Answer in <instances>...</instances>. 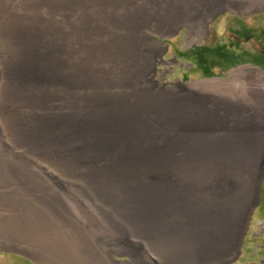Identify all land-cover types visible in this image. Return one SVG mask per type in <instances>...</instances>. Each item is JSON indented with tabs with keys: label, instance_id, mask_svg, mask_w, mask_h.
I'll return each instance as SVG.
<instances>
[{
	"label": "rangeland",
	"instance_id": "obj_1",
	"mask_svg": "<svg viewBox=\"0 0 264 264\" xmlns=\"http://www.w3.org/2000/svg\"><path fill=\"white\" fill-rule=\"evenodd\" d=\"M187 2L175 3L184 10ZM146 3L59 0L57 76L54 87L46 85L50 95L45 101L47 110L55 107L73 124L167 128L166 113L147 119L142 112L148 105L131 104L132 98L113 96L101 87L121 85L164 103L168 95L196 91V86L210 90L206 96L212 101L214 88L232 81L234 76L238 78L231 83L235 88L264 89V6L260 0H213L191 21L167 23L155 17L156 10ZM121 25L126 26L123 45L129 48L136 43L140 56L134 76L126 80L114 76L105 65L103 50L113 48L111 43L91 46L105 32L112 38L117 36ZM129 32L135 34L131 33L133 40ZM3 42L0 37V52L6 47ZM136 100L140 101L138 97ZM220 100L243 101L230 96H222L217 102ZM0 116L4 117L5 112ZM27 120L24 124L30 125ZM260 130L264 141V124ZM230 135L236 153L240 140ZM249 141L251 153L255 146L251 137ZM158 153L156 174L151 175L157 204L160 193L166 190V183L156 177L163 172L160 179L166 178L165 151ZM80 165L79 159L58 155L0 156V264H92L81 253L76 237L88 240L90 255L98 256L100 264H154L148 260L150 254L158 258L159 264H202L212 255L221 258L216 264H264V158L249 206L241 214L243 220L238 225H227L233 229L219 242L211 236L220 233L213 229L219 226L204 231L196 229L191 221L119 217L109 209L102 174L84 171ZM143 192L150 194V189ZM210 213L217 216L215 209ZM141 214L145 216L142 209ZM7 249L25 251L34 263Z\"/></svg>",
	"mask_w": 264,
	"mask_h": 264
},
{
	"label": "bare ground",
	"instance_id": "obj_2",
	"mask_svg": "<svg viewBox=\"0 0 264 264\" xmlns=\"http://www.w3.org/2000/svg\"><path fill=\"white\" fill-rule=\"evenodd\" d=\"M58 15L59 0H0V37L6 43L0 52V112H5L4 117L0 116V156L58 155L79 159L84 171L102 174L109 209L122 218L192 219L200 218L201 212L205 217H214L207 204L201 208L194 193L180 195L174 190L167 191L166 187L157 204L152 194L155 182L153 179L151 189V175L156 174L158 152L165 151L167 159V128L73 124L54 110L55 107L51 111L46 109L45 101L50 98L46 85L54 87L57 76ZM106 42L113 47L119 41L116 35L112 38L105 32L91 46ZM104 54L105 65H109L114 76L122 80L134 76L137 68L133 67V61H119L113 48H104ZM23 86L25 91L20 90ZM101 89L113 96L132 98L131 104L148 105L142 112L147 119L167 112L166 102L145 99V93L136 89L121 85ZM54 97L52 94V100ZM27 119L30 125L24 124ZM159 180L168 183L167 178L159 177ZM144 189H150V194L143 192ZM142 196L145 201L141 200ZM156 210L159 211L155 213ZM76 239L85 258L92 264L95 261L100 264L98 256L90 255L88 240Z\"/></svg>",
	"mask_w": 264,
	"mask_h": 264
},
{
	"label": "crops",
	"instance_id": "obj_3",
	"mask_svg": "<svg viewBox=\"0 0 264 264\" xmlns=\"http://www.w3.org/2000/svg\"><path fill=\"white\" fill-rule=\"evenodd\" d=\"M146 1L147 7L152 11L156 10L155 17H162L163 23H167L180 19L191 21L195 19L194 14H197L198 10L205 11L206 4L213 0L205 2L187 0L188 6L186 5L184 10L178 9L175 3L178 0ZM260 4L264 6V0H260ZM249 6L254 7L253 3ZM118 16L121 22L120 12ZM196 20L199 19L196 18ZM124 26L121 25L122 30L117 33L119 42L113 45V49L116 50L119 61H133V65L136 66L138 64L136 60L140 56L135 48L136 43H131L129 48L123 45L125 41L123 38H126L122 33L126 29ZM131 33L129 32L130 38L133 40ZM143 35L147 37L145 31ZM233 80H238V78L234 76L232 81L215 87L213 90L215 95L210 96L213 98L212 101H209L206 96L207 93H211L210 90L204 91L197 86L196 91H182L168 95L166 101L168 141L165 174L168 182L166 183L167 191L174 190L180 195L194 193L201 203V208L207 204L211 210L217 211V216L205 217L200 214V218L192 219L168 217L156 219L164 221L170 219L169 222L176 223L191 221L195 222L196 229L200 228L204 231H209L212 226H219L213 229H218L214 232L219 231L220 233L211 234V236H216L214 238H217L218 242L225 240L230 229H233L228 228L227 225L230 227L238 225L243 220L241 214L249 206L254 181L262 168L264 158V141L260 130L264 124V89L253 91L245 87L235 88L231 84ZM222 96L240 97L243 101L224 103L220 100L217 102ZM144 98L149 99L150 97ZM255 104L259 106L255 107ZM232 129L235 130L232 132ZM230 134H235L240 140L236 145L238 150L236 153L233 151L235 146H232ZM250 137L253 140L252 145L255 146L251 153ZM178 139L180 141H176ZM234 142L237 143V141ZM213 223L224 224L214 225ZM220 259L212 255L202 264H216ZM148 260L159 264L158 258L152 254Z\"/></svg>",
	"mask_w": 264,
	"mask_h": 264
},
{
	"label": "water",
	"instance_id": "obj_4",
	"mask_svg": "<svg viewBox=\"0 0 264 264\" xmlns=\"http://www.w3.org/2000/svg\"><path fill=\"white\" fill-rule=\"evenodd\" d=\"M254 204H255V201H253L252 203H251V206H254ZM251 206H250V208L249 209H251ZM8 251H12V252H15V253H18V254H20V255H23V256H25L26 258H28L31 262H33L32 261V259L30 258V256L25 252V251H23V250H20V249H7ZM34 263V262H33ZM35 264V263H34Z\"/></svg>",
	"mask_w": 264,
	"mask_h": 264
},
{
	"label": "flooded vegetation",
	"instance_id": "obj_5",
	"mask_svg": "<svg viewBox=\"0 0 264 264\" xmlns=\"http://www.w3.org/2000/svg\"><path fill=\"white\" fill-rule=\"evenodd\" d=\"M248 38H249V36H248Z\"/></svg>",
	"mask_w": 264,
	"mask_h": 264
}]
</instances>
